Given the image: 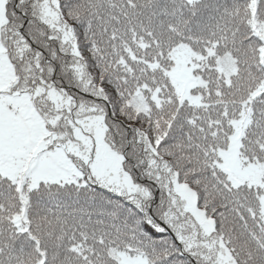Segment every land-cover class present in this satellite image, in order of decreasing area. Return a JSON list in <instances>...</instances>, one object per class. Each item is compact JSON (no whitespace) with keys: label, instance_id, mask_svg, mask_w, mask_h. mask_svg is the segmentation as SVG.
<instances>
[{"label":"snow or ice","instance_id":"obj_1","mask_svg":"<svg viewBox=\"0 0 264 264\" xmlns=\"http://www.w3.org/2000/svg\"><path fill=\"white\" fill-rule=\"evenodd\" d=\"M0 264H264V0H0Z\"/></svg>","mask_w":264,"mask_h":264}]
</instances>
